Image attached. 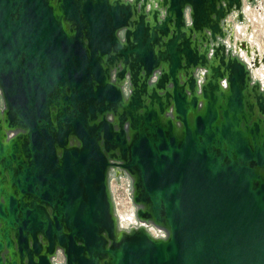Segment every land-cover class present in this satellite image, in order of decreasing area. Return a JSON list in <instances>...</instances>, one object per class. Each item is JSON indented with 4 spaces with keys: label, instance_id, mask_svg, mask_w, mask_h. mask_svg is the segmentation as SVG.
Returning a JSON list of instances; mask_svg holds the SVG:
<instances>
[{
    "label": "water",
    "instance_id": "95a60500",
    "mask_svg": "<svg viewBox=\"0 0 264 264\" xmlns=\"http://www.w3.org/2000/svg\"><path fill=\"white\" fill-rule=\"evenodd\" d=\"M241 5L0 0V264H264V86L221 41ZM115 166L164 238L118 230Z\"/></svg>",
    "mask_w": 264,
    "mask_h": 264
},
{
    "label": "built area",
    "instance_id": "2783aa9c",
    "mask_svg": "<svg viewBox=\"0 0 264 264\" xmlns=\"http://www.w3.org/2000/svg\"><path fill=\"white\" fill-rule=\"evenodd\" d=\"M242 20L237 13H230L224 23L226 36L221 40L226 49L243 61L250 72L252 81L264 86V0H242ZM256 59H258L256 61ZM108 188L113 204L114 214L120 230L129 231L143 225L153 238H164L165 233L152 224L139 221L136 207L132 201V183L130 177L119 167H111L108 173ZM115 192L117 198H123L128 204L122 213H116ZM61 263V260H56Z\"/></svg>",
    "mask_w": 264,
    "mask_h": 264
},
{
    "label": "rangeland",
    "instance_id": "374dc122",
    "mask_svg": "<svg viewBox=\"0 0 264 264\" xmlns=\"http://www.w3.org/2000/svg\"><path fill=\"white\" fill-rule=\"evenodd\" d=\"M117 192H115V200L114 202H116V206H115V211L116 213H122L124 212L127 208H129L128 204L124 201L123 198H117L116 196ZM58 260H61L60 257H58Z\"/></svg>",
    "mask_w": 264,
    "mask_h": 264
},
{
    "label": "bare ground",
    "instance_id": "6f19581e",
    "mask_svg": "<svg viewBox=\"0 0 264 264\" xmlns=\"http://www.w3.org/2000/svg\"><path fill=\"white\" fill-rule=\"evenodd\" d=\"M258 59H256V61H257ZM117 228H118V230H120V228L118 227V225H117Z\"/></svg>",
    "mask_w": 264,
    "mask_h": 264
},
{
    "label": "flooded vegetation",
    "instance_id": "af4514ba",
    "mask_svg": "<svg viewBox=\"0 0 264 264\" xmlns=\"http://www.w3.org/2000/svg\"><path fill=\"white\" fill-rule=\"evenodd\" d=\"M124 90H125V88H124Z\"/></svg>",
    "mask_w": 264,
    "mask_h": 264
}]
</instances>
